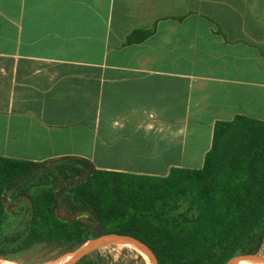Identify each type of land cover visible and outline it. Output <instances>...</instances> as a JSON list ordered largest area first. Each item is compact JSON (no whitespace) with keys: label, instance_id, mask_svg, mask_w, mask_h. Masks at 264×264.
I'll list each match as a JSON object with an SVG mask.
<instances>
[{"label":"crops","instance_id":"0c3cea01","mask_svg":"<svg viewBox=\"0 0 264 264\" xmlns=\"http://www.w3.org/2000/svg\"><path fill=\"white\" fill-rule=\"evenodd\" d=\"M264 121V0H0V156L165 176Z\"/></svg>","mask_w":264,"mask_h":264},{"label":"trees","instance_id":"16d2710c","mask_svg":"<svg viewBox=\"0 0 264 264\" xmlns=\"http://www.w3.org/2000/svg\"><path fill=\"white\" fill-rule=\"evenodd\" d=\"M178 201L197 211L180 226L165 213ZM111 231L143 241L161 264H225L264 247V121H216L202 166L165 176L0 156V258L51 260ZM93 253L76 264H110Z\"/></svg>","mask_w":264,"mask_h":264},{"label":"rangeland","instance_id":"374dc122","mask_svg":"<svg viewBox=\"0 0 264 264\" xmlns=\"http://www.w3.org/2000/svg\"><path fill=\"white\" fill-rule=\"evenodd\" d=\"M165 213L170 217L180 216L179 219V226L183 224V218L190 219L194 215L197 214V211L194 210V207H188L186 201H178L176 204L173 205L171 202L168 207L165 209ZM170 226V224L168 225ZM99 253L105 257L109 261L110 264H149L148 261L144 258V256L133 248L131 245L127 244H118L115 242H108L98 248ZM96 251V250H95ZM94 251V252H95ZM66 254V253H65ZM64 255V254H63ZM94 253L92 252L89 254V257H93ZM41 253H24L21 254L17 260H9L0 258L2 260L11 261L15 264H54L60 256L55 259L39 261V257ZM62 256V255H61Z\"/></svg>","mask_w":264,"mask_h":264},{"label":"water","instance_id":"95a60500","mask_svg":"<svg viewBox=\"0 0 264 264\" xmlns=\"http://www.w3.org/2000/svg\"><path fill=\"white\" fill-rule=\"evenodd\" d=\"M115 235L124 238L133 248L139 251L149 264H161L155 252L146 243L138 238L122 231H111L103 233L97 237L87 239L76 250L72 251L73 255L60 264H76L79 260L87 257L89 254L108 243ZM264 259V247L257 250H250L232 256L225 264H247L257 260Z\"/></svg>","mask_w":264,"mask_h":264},{"label":"bare ground","instance_id":"6f19581e","mask_svg":"<svg viewBox=\"0 0 264 264\" xmlns=\"http://www.w3.org/2000/svg\"><path fill=\"white\" fill-rule=\"evenodd\" d=\"M109 242H115L118 244H127L130 245L124 238H122L121 236L115 235L114 237H112ZM73 255V253L69 252L66 253L62 256H60L56 261H54V264H60L66 260H68L71 256ZM0 264H15L12 263L11 261H7V260H2L0 259ZM53 264V263H51ZM247 264H264V259L263 260H257V261H253Z\"/></svg>","mask_w":264,"mask_h":264}]
</instances>
